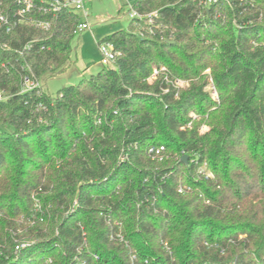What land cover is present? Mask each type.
I'll list each match as a JSON object with an SVG mask.
<instances>
[{
	"label": "trees",
	"instance_id": "obj_1",
	"mask_svg": "<svg viewBox=\"0 0 264 264\" xmlns=\"http://www.w3.org/2000/svg\"><path fill=\"white\" fill-rule=\"evenodd\" d=\"M130 9L113 62L55 95L80 14L0 31V264H264V0Z\"/></svg>",
	"mask_w": 264,
	"mask_h": 264
},
{
	"label": "built area",
	"instance_id": "obj_2",
	"mask_svg": "<svg viewBox=\"0 0 264 264\" xmlns=\"http://www.w3.org/2000/svg\"><path fill=\"white\" fill-rule=\"evenodd\" d=\"M92 0H13L10 6L4 5L3 0H0V31H3L5 35L9 34L14 27L20 24H33L41 28H48L49 22L42 18L36 17V15H48L56 14L62 10L74 11L80 14L81 21L76 24L72 33L77 35L83 30L90 29L87 21L83 19L86 18L88 12L86 10V4L90 3ZM206 3H210L213 0H205ZM12 5V6H11ZM14 6V7H13ZM13 7V8H12ZM130 18H139L140 16L132 9L129 12ZM32 41L24 44L23 49L27 50ZM99 61L102 65H108L113 62L115 57L118 55L113 48V45L107 41H96ZM21 54V50H20ZM15 63L9 62L10 66ZM4 65V64H3ZM22 70H24L21 78L19 91L24 92L40 87V80L33 74L27 64L20 65ZM157 73V70L153 71V75ZM182 81H177L176 85L180 86ZM183 83V82H182ZM208 89L211 98L215 101L218 100L217 92L213 83L210 81L208 84ZM1 98V95H0ZM165 148L163 145L159 144H149L145 148V153L151 158H162ZM178 191L182 192L183 187L179 186Z\"/></svg>",
	"mask_w": 264,
	"mask_h": 264
},
{
	"label": "rangeland",
	"instance_id": "obj_3",
	"mask_svg": "<svg viewBox=\"0 0 264 264\" xmlns=\"http://www.w3.org/2000/svg\"><path fill=\"white\" fill-rule=\"evenodd\" d=\"M133 2L134 0H92L86 4L88 16H83V19L87 21L90 29L83 30L72 39V62L64 71L48 77L44 81V89L55 95L59 89L97 73L102 64L99 61L96 41L115 30L127 28ZM205 72L208 73V70ZM185 84L181 82L180 87ZM207 128L202 126L200 131Z\"/></svg>",
	"mask_w": 264,
	"mask_h": 264
},
{
	"label": "water",
	"instance_id": "obj_4",
	"mask_svg": "<svg viewBox=\"0 0 264 264\" xmlns=\"http://www.w3.org/2000/svg\"><path fill=\"white\" fill-rule=\"evenodd\" d=\"M186 159H187V156H186L185 154L181 156V160H182V161H184V162H185V161H186Z\"/></svg>",
	"mask_w": 264,
	"mask_h": 264
}]
</instances>
